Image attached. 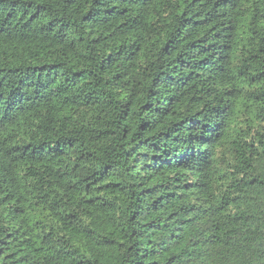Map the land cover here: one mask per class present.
Instances as JSON below:
<instances>
[{
  "label": "trees",
  "instance_id": "obj_1",
  "mask_svg": "<svg viewBox=\"0 0 264 264\" xmlns=\"http://www.w3.org/2000/svg\"><path fill=\"white\" fill-rule=\"evenodd\" d=\"M0 264H264V0H0Z\"/></svg>",
  "mask_w": 264,
  "mask_h": 264
}]
</instances>
